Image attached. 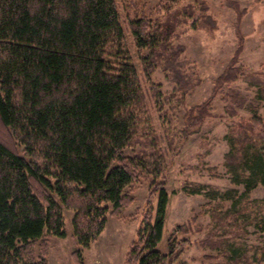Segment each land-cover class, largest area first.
<instances>
[{
  "label": "trees",
  "instance_id": "obj_1",
  "mask_svg": "<svg viewBox=\"0 0 264 264\" xmlns=\"http://www.w3.org/2000/svg\"><path fill=\"white\" fill-rule=\"evenodd\" d=\"M199 3L195 30L216 23ZM193 15L188 6L163 21L141 15L130 22L137 50L149 51L142 57L148 78L165 55L177 62L179 50L171 52L169 41ZM242 42L215 81L214 95L241 77H255L238 66ZM229 114L236 122L225 159L232 183L245 191L225 211L230 193L212 195L220 207L208 210L213 226L201 245L225 255L234 250L228 264H262L264 246L249 258L233 247L264 217V199L250 197L264 186V119ZM210 116L209 101L189 108L177 142L197 134ZM151 118L116 0H0V264H49L41 240L65 237L64 209L74 212V236L88 249L108 219L134 203L128 188L143 178L151 180L150 198L124 264L176 263L190 241L172 236L169 254L158 249L169 194L167 161ZM80 255L74 253L76 262Z\"/></svg>",
  "mask_w": 264,
  "mask_h": 264
},
{
  "label": "rangeland",
  "instance_id": "obj_2",
  "mask_svg": "<svg viewBox=\"0 0 264 264\" xmlns=\"http://www.w3.org/2000/svg\"><path fill=\"white\" fill-rule=\"evenodd\" d=\"M199 2L205 5L207 14L212 15L216 23L198 25L195 30L192 23L202 13ZM116 4L152 125L167 161L165 188L169 204L158 249L169 254L173 236L177 241H190L173 264H228L227 256L233 257L234 250L225 255L207 245L202 246L201 241L213 226L208 210L220 207V199H212V195L230 193L231 198L222 202L225 211L245 191L243 184L232 183L225 159L230 151V130L236 122L229 111L234 110L242 118L258 114L264 119V92L262 87L257 88L264 83V79L261 80L264 76V0H116ZM188 6L194 12L193 19L183 22L169 41L171 52L179 50L177 62L165 55L166 58L157 63L148 78L142 57H148L149 51L137 50L130 35V22L141 15L163 21L171 12ZM240 40L243 41V51L238 66L245 75L250 73L255 77L248 76L247 81L241 77L214 95L215 81L229 66ZM208 101L211 116L200 131L184 144L182 140L177 142L176 136L183 128L186 111ZM135 151L139 152L140 148ZM127 152L130 155L136 153L131 149ZM150 183V178H143L128 188L134 203L120 216L109 218L102 235L88 249L81 248L74 236V212L64 209L65 237H43L41 240L47 244L48 263L124 264L150 198ZM250 197L264 199V186L256 187ZM156 199H153L155 206ZM180 226L188 227V233L176 232ZM247 231L248 235L233 248L238 250V255L245 253L242 257L249 258L254 255L252 250L255 247L264 246V217L261 222L249 226ZM41 249L39 245L36 247L37 255ZM77 251L81 252L78 262L73 257Z\"/></svg>",
  "mask_w": 264,
  "mask_h": 264
}]
</instances>
